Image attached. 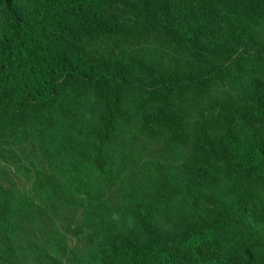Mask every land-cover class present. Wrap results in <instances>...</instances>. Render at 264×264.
<instances>
[{"label":"trees","instance_id":"1","mask_svg":"<svg viewBox=\"0 0 264 264\" xmlns=\"http://www.w3.org/2000/svg\"><path fill=\"white\" fill-rule=\"evenodd\" d=\"M117 9L156 40L136 44L125 58L85 50L91 34L127 36ZM71 84L93 97L95 121L87 138L75 139L76 125L71 132L61 127L55 141L65 145L64 160L53 163L70 161L82 173L77 155L87 143L90 166L108 175L118 162L114 142L134 143L131 135L143 130L161 133L164 159V149L180 158V148L189 150L180 170L188 191L197 182L217 195L233 182L252 206H239V215L204 209L161 230L151 208L160 198L130 207L120 227L88 204L85 219H92L87 212L98 216L105 235L86 253V264H264V234L254 231L264 223V0H0V104L37 109ZM174 182L172 190L181 192ZM41 184L50 208V196L69 200L55 175ZM13 193L0 189V264H60L64 245L20 233L32 204ZM246 213L251 219L239 222Z\"/></svg>","mask_w":264,"mask_h":264},{"label":"rangeland","instance_id":"2","mask_svg":"<svg viewBox=\"0 0 264 264\" xmlns=\"http://www.w3.org/2000/svg\"><path fill=\"white\" fill-rule=\"evenodd\" d=\"M116 13L127 26V36L94 33L84 39L82 46L85 50L106 59L125 58L131 56L130 48L133 49L136 44L146 45L156 40L155 33L132 27L134 23L122 9H117ZM116 45L122 46L124 50L120 52V47ZM84 88L76 84L62 88L53 101L37 109L19 110L6 106L5 102L0 104V189H9L16 197H22L24 201L18 200L20 205L22 201L23 204H32L31 214L21 219L20 233L28 239H39V244L46 241L47 244L51 242L49 245L52 246L64 245L60 264H73L76 261L86 264V253L93 249L98 237L105 235L98 230V216L87 212L92 219H85L87 214L84 215L83 211H88V204L101 206L102 217L120 227L129 219L130 207L136 210L138 204L160 198L156 202L159 204L157 210L155 207L151 208L154 209V214L159 215H152V220L161 230L173 222L177 223L179 216H196L203 213L204 209H229L236 215L241 214L239 206L246 205L248 210H252L249 202L240 199L243 197L239 193L235 194L233 182L222 184L217 195L213 187H201L197 182L192 184L191 192L188 191V186L181 185L183 171L180 170L189 150L187 147L180 148V158L177 153L164 149V159L160 151L165 144L161 133L148 135L143 130L131 135L134 143L130 140L131 143L126 141L128 144L121 146L114 142L113 151L116 154L113 159H117L119 163L113 161L110 169L112 172L108 175L99 172L95 165L90 166V152L88 149L84 151L87 143L81 147L82 154L77 155L82 173L75 169V165L69 164L70 161L67 164L62 161L59 166L53 163L59 158L64 160L62 147L65 145L60 142L59 148L60 143L55 141H60L58 133L61 127L71 132V125H76L81 133L78 130L77 133L72 131L75 139L78 136L80 139V135L87 138L89 125L95 121L96 104ZM193 118H196L195 112ZM133 126L139 128L134 124ZM73 154L74 152L71 153ZM48 175H55L69 190V200L63 199L60 203L56 197L50 196L54 208L48 206L47 193L41 184ZM172 179H175L174 183L181 192L172 190ZM251 187L245 185L249 190ZM164 192H167L165 197ZM250 192L263 193L258 187ZM57 194L59 198H63L61 192ZM245 195V200L249 199L248 190H245ZM34 206L39 209L36 210ZM250 219L246 213L239 218V222L246 223ZM254 231L264 234V223L256 225ZM2 254L5 251H1L0 255Z\"/></svg>","mask_w":264,"mask_h":264}]
</instances>
